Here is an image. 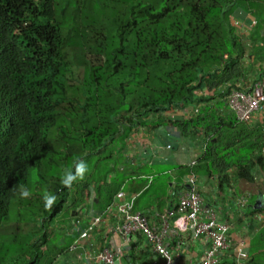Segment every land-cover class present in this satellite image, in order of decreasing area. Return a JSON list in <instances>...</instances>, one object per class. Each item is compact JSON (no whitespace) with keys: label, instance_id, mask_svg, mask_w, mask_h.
<instances>
[{"label":"trees","instance_id":"1","mask_svg":"<svg viewBox=\"0 0 264 264\" xmlns=\"http://www.w3.org/2000/svg\"><path fill=\"white\" fill-rule=\"evenodd\" d=\"M237 10L253 19L247 46L230 19ZM250 64L259 68L253 83L264 77V0H0V223L19 196V206L38 202L40 230L31 232L32 258L12 250L0 264H35L40 248L49 253L48 224L81 210L89 187L100 211L149 173L122 155L138 128L170 124L181 137L202 138V153L178 165L180 174L214 177L232 198L247 192L246 207L263 196L264 107L259 123H239L227 107ZM177 109L190 117L170 121ZM81 159L94 166L65 188L64 172ZM45 190L57 197L51 209Z\"/></svg>","mask_w":264,"mask_h":264},{"label":"crops","instance_id":"2","mask_svg":"<svg viewBox=\"0 0 264 264\" xmlns=\"http://www.w3.org/2000/svg\"><path fill=\"white\" fill-rule=\"evenodd\" d=\"M246 19L247 26L243 29L244 35L247 34L248 28L253 24V19L250 16H246ZM251 121L252 123L260 122L259 116H255ZM165 128L168 127L165 126ZM170 128L172 131L165 132L162 138L163 142L161 140L158 143H150L149 140L147 147L141 149L140 155H136L141 164L139 166L134 165L135 168L148 167L150 169L149 173H138L139 178H135L136 182L125 186V193L135 196L133 208L136 211L144 213L163 212L174 207L176 196L182 190L179 183L183 184L186 175L185 172L180 174V170L177 171L176 168L178 165L188 166L192 161L195 163L202 153L203 143H198L200 141L197 139L190 140L187 137H181L175 127L170 126ZM151 136L156 139L154 134ZM165 144H170V151L160 148ZM134 159L135 157L130 155L129 159L126 160L125 156L126 162L132 166ZM146 177H150L152 182L145 183ZM154 177H158L156 178L158 180H155ZM163 178L167 180H163ZM140 180L145 184L140 189H136V185H140ZM161 181H165L167 185L162 186ZM197 182L201 196L215 210L217 219L228 225L230 243L234 245L241 243L240 251L243 257L250 260L252 264H258L250 255V250H252L251 244L259 241L260 247L253 252L259 253L261 244L264 243V195L255 196V202H251L246 208L238 210L232 207L234 189L218 184L214 177H197ZM94 205L95 201L92 200L90 212L85 218L80 217L77 221L75 218L77 213L69 217L68 230L63 229L61 235L62 239H66L67 244H62L59 240L57 245H60L61 248L59 251L55 250L50 264H99L94 259L95 254L107 245L112 249L118 248L120 250L121 256L116 264H159L158 258L150 252L140 236L134 235L127 242H122L113 233L115 223L111 215L104 216L102 223L89 234L86 240L76 241L78 235L87 225L90 215L100 213L104 209L99 211V208H95ZM169 249L174 252L171 245H169ZM201 253L202 245L199 241L185 242L181 250L175 251L177 257H175L174 263L187 259L196 261L200 259Z\"/></svg>","mask_w":264,"mask_h":264},{"label":"built area","instance_id":"3","mask_svg":"<svg viewBox=\"0 0 264 264\" xmlns=\"http://www.w3.org/2000/svg\"><path fill=\"white\" fill-rule=\"evenodd\" d=\"M227 107L239 123L249 122L255 116H259L262 121L264 77L239 90H232L227 95ZM171 116L182 120L190 117L178 109L173 111ZM160 148L170 150L171 146L165 144ZM130 155H126V160ZM193 164L192 161L189 165ZM146 179L148 183L151 181L150 177ZM183 185V189L176 196L174 207L167 211L150 213L134 210L135 196L126 194L121 188L100 213L90 215L87 225L76 241L86 240L102 223L103 217L111 215L115 223L113 233L122 242H127L134 235L140 236L150 252L158 258L159 264H249L241 254V243H230L228 225L220 222L215 210L205 203L199 192L197 177L193 174L185 175ZM249 197L247 192L239 195L233 199L232 207L244 209ZM188 241L200 242V259L174 263L177 257L175 251L181 250ZM169 245L173 247L174 252L169 249ZM120 256L118 248L112 249L107 245L98 250L94 259L99 264H116Z\"/></svg>","mask_w":264,"mask_h":264},{"label":"rangeland","instance_id":"4","mask_svg":"<svg viewBox=\"0 0 264 264\" xmlns=\"http://www.w3.org/2000/svg\"><path fill=\"white\" fill-rule=\"evenodd\" d=\"M238 12H239L238 10L236 12H233L231 14L230 19L234 22V27L236 29L235 32L239 35L240 42H242L244 45L247 46L245 36L243 35V29H245V27L247 26V19L242 12L239 13ZM249 67L250 68L246 73L245 77H240L239 75L236 76L237 79H239V81H243L245 85L251 83L254 74L255 75L258 74V70H259L257 64H250ZM230 79H234V78L225 76L223 77L222 80H224L225 83L226 82L229 83L230 81H232ZM166 116L169 120L171 119L170 121H175L173 116L171 117V115H169L168 113L166 114ZM165 126H167L168 128L163 127L162 129H155V130H150V129L145 130L144 128H138L137 130H135L130 135V138L127 141L125 150L122 153L123 157L126 156L127 154L128 155L131 154L133 158L135 157V159L133 160V167L135 168L136 166H139V164H141V161L137 159L136 155H140L141 149H143L145 146L147 147L148 144L147 141L150 140V143L152 142L158 143L162 140L165 132L168 133L169 131H172V129L170 128L171 126L170 124H166ZM151 134H154L156 139H153ZM196 139L200 141L198 143L200 144L204 143L202 138L199 137ZM103 163H105V161H103ZM87 165H88V169L89 167L91 168L92 166H94L93 160L87 162ZM29 179L31 180V182L37 181L35 170H31L29 172ZM77 182L78 181H76L75 183ZM88 190H90L91 195H89V192H86ZM86 191L83 192L84 193L83 197L85 198L84 200L85 205L84 206L82 205V209L80 211L79 210L77 211V209H75L77 211V215H75L77 221L79 220L80 217L85 218L90 212V208L93 200L91 187H89ZM17 198L10 203L6 220L0 223V253L15 250L18 251V253H29L30 257L32 258L34 250L30 247L29 243L32 238L36 237V235L35 234L31 235V232L40 231L38 230V226H36V224H33L34 222L36 223V219H33L32 215L35 212H37L39 208V204L38 202H34L30 205V207L19 206L17 202L18 200H20V197L18 199ZM19 202L23 203V201H19ZM68 209L70 210V207ZM69 220H70L69 217L63 214L57 217L54 222L48 224V228L45 231V233L47 238L46 247L49 248V253L43 252V250H41L40 248V253H42V255L38 257V260L35 264H45L47 259L50 257V249L52 250L53 246L57 250L61 248L59 247L60 245H57L59 240L60 243L67 244L66 239H62L61 235L64 231L63 229L68 230ZM263 236H264V232H263ZM251 245H252V250H250L251 251L250 255L252 256L254 262H257L258 264H264V243L261 244V248H260L261 250L259 251V253L257 252L253 253V252L257 251V248L260 247V242L256 241V243L253 242Z\"/></svg>","mask_w":264,"mask_h":264},{"label":"clouds","instance_id":"5","mask_svg":"<svg viewBox=\"0 0 264 264\" xmlns=\"http://www.w3.org/2000/svg\"><path fill=\"white\" fill-rule=\"evenodd\" d=\"M88 172V165L83 159L74 162V169H68L64 172L61 179V183L65 188H71L73 183L77 180H83ZM20 195L22 198H28L31 195L30 190L27 187L21 186ZM57 197L55 194L47 192L45 190L43 195V203L46 209H51L56 202Z\"/></svg>","mask_w":264,"mask_h":264}]
</instances>
